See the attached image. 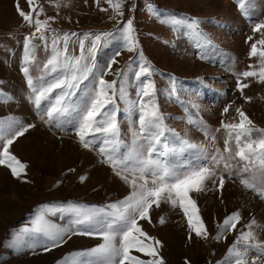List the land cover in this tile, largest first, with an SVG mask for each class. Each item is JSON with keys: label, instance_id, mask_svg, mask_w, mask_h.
Listing matches in <instances>:
<instances>
[{"label": "rangeland", "instance_id": "374dc122", "mask_svg": "<svg viewBox=\"0 0 264 264\" xmlns=\"http://www.w3.org/2000/svg\"><path fill=\"white\" fill-rule=\"evenodd\" d=\"M19 3L29 11L27 0H19ZM35 3L44 8L40 19L55 18L49 21L51 29L57 33H77L69 44L73 55L80 54L76 41L83 38L84 33H115L96 53V63L105 69L109 59L120 52L112 71L104 74L107 81L118 79L116 70L124 69L129 58L136 57V53L129 52L116 38L127 20L132 19L139 50L156 70L151 76L156 87L155 100L167 127L178 134L169 133L175 144L179 145L184 138L209 152L216 148L222 150L225 131L221 121L238 122L237 107H242L258 128H264V83L255 77H240L244 71L259 69V55L250 56L249 51L252 43L264 39V28L254 31L257 24H264V0H244L246 14L237 0H124L122 15L114 12L107 0H35ZM15 4L16 0H0V118L14 116L22 124L34 127L10 146V151L27 166L22 176L14 177L8 167L0 165V264H57L66 254L91 248L101 241L98 237L74 235L48 252L39 247L35 250L14 248L15 233L31 227L39 206L77 202L99 207L122 200L131 189L102 162L97 148L82 147L73 127L61 129L45 123L47 117L30 101L31 89L21 66L24 37L33 29L23 22ZM149 7L162 17L172 15L189 21L196 18L207 39L187 28L174 31L172 26L162 24ZM51 29L46 33L47 49L41 41H35L39 45L36 59L28 65L34 83L39 82L43 75L41 69L51 54ZM88 40H85L86 48L90 46ZM257 47L264 48V45L257 44ZM232 56L238 59L236 65L229 59ZM136 63L139 61L134 60V68ZM173 78L176 95L169 96V80ZM238 79L249 84L243 95L237 88ZM97 83L96 78L90 77L82 87L90 89ZM125 86L129 100L137 101L139 81L131 79ZM244 97H251V100L246 101ZM229 105V112L224 113L223 109ZM117 108L121 139L127 147L139 131L138 112L129 110L119 100ZM189 116L197 123H189ZM201 127H205L209 135H205ZM211 136H215V140ZM196 152L197 149H185L183 157ZM248 175L251 173L225 175L222 191L209 181L207 190L192 194L210 233L208 239L197 238L194 234L192 239L188 238L187 220L179 208L163 203L159 208L153 206L151 223L143 220L139 223L150 237L161 242L154 246L164 264H216L239 233L247 230L245 225L253 218L257 221L258 239L264 241V199L241 184L242 176ZM81 176L86 177L83 182ZM237 210L241 214L237 229L226 232V239H213L218 225ZM161 217L165 219L163 224L159 222ZM49 218L62 226L69 225L72 219L59 214ZM133 254L149 258L135 250ZM256 255L254 250L250 252V264L251 257Z\"/></svg>", "mask_w": 264, "mask_h": 264}, {"label": "snow or ice", "instance_id": "6c2138e0", "mask_svg": "<svg viewBox=\"0 0 264 264\" xmlns=\"http://www.w3.org/2000/svg\"><path fill=\"white\" fill-rule=\"evenodd\" d=\"M107 2L114 12L122 15L124 0ZM27 3V12L21 8L19 0H16L15 7L23 22L33 29L24 37L21 66L31 89L30 101L38 112L47 117L45 123L61 129L71 126L83 148H97L103 157L102 162L128 184L131 191L122 200L99 207L77 202L39 206L31 220V227L26 226L15 233L12 243L14 248L35 250L39 247L48 252L66 243L72 236L80 235L98 237L101 242L91 248L66 254L57 264H164L158 248L154 246L161 242L150 237L139 223L142 220L151 223L150 211L153 206L159 208L163 203L179 208L187 220L188 238L192 239L194 234L197 238L208 239L210 233L192 194L207 190L209 181L222 191L226 182L225 175L251 173L242 176L241 184L264 199V128H258L242 107L235 109L238 122L221 121L225 131L222 150L216 148L209 152L203 146L184 138L177 145L169 133L172 136L178 134L167 127L164 114L155 100L156 87L151 76L156 70L139 50L132 19L127 20L116 38L122 41L129 52L136 53V57H130L124 69L116 70L118 79L107 81L104 74L112 71V65L117 63L115 57L120 52L109 59L105 69L96 63V53L102 43L115 36V33H84L83 38L76 41L80 54L73 55L69 51V44L72 42L71 37L77 36V33H57L49 23L55 18L40 19L44 8L37 5L35 0H27ZM237 3L246 14L244 0H237ZM149 11L162 24L172 26L174 31L187 28L198 37L207 39L200 31L196 18L189 21L172 15L162 17L151 7ZM262 28L264 24H257L254 31L258 32ZM50 29L53 32L51 54L41 69L43 75L39 77V82L34 83L28 65L36 59L35 52L39 45L35 41H41L47 49L49 38L46 33ZM90 36L92 38L88 40ZM85 40L90 45L87 48ZM257 44L264 45V39L252 43L249 55H259V69L244 71L240 77H255L258 82L264 83V48H258ZM134 60L139 61L135 68ZM90 77L97 79V85L90 89L82 87ZM131 79L139 81L137 101H130L127 95L125 85ZM175 85V79H170L169 96L176 95ZM248 87V83L238 79L237 88L242 95ZM244 98L246 101L251 100V97ZM117 100L124 102L129 110L138 112L139 131L127 147L121 139ZM230 107L226 106L223 112L228 113ZM188 122L197 123L191 116ZM32 127L34 125H24L14 116L0 118V165L8 167L17 178L22 176L27 166L10 151V146ZM200 130L209 135L205 127ZM210 138L215 140V136ZM185 149H197V152L184 158ZM85 179V176L80 177L81 182ZM57 214L61 217L70 216L72 219L69 225H59L49 218ZM240 220L239 210L227 215L218 225L216 236L212 238L226 239L225 233L236 230ZM159 222L163 224L165 219L161 217ZM256 226L257 221L253 218L245 225L247 230L239 233L216 264H250L249 254L253 250L257 255L251 257V264H264V241L258 239ZM133 250L149 258L142 259L134 255Z\"/></svg>", "mask_w": 264, "mask_h": 264}, {"label": "trees", "instance_id": "16d2710c", "mask_svg": "<svg viewBox=\"0 0 264 264\" xmlns=\"http://www.w3.org/2000/svg\"><path fill=\"white\" fill-rule=\"evenodd\" d=\"M229 59H233L232 61L233 62H235V65L237 64V61H238V59H237V57L236 56H232L231 58H229Z\"/></svg>", "mask_w": 264, "mask_h": 264}, {"label": "bare ground", "instance_id": "6f19581e", "mask_svg": "<svg viewBox=\"0 0 264 264\" xmlns=\"http://www.w3.org/2000/svg\"><path fill=\"white\" fill-rule=\"evenodd\" d=\"M215 115V114H214ZM32 133V132H31ZM39 138V137H38ZM42 138V137H41ZM40 139V138H39ZM39 141V140H38ZM23 145V144H22ZM29 145V144H28ZM34 145V144H33ZM45 145V144H44ZM41 147V146H40ZM40 149V148H39ZM43 149V148H42ZM55 154V153H54ZM234 212V211H233ZM243 216V215H242Z\"/></svg>", "mask_w": 264, "mask_h": 264}]
</instances>
